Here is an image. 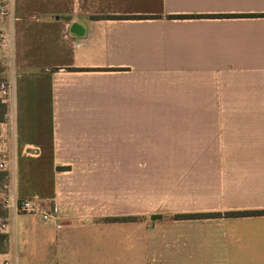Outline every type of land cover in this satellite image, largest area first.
Here are the masks:
<instances>
[{
    "label": "crops",
    "instance_id": "crops-1",
    "mask_svg": "<svg viewBox=\"0 0 264 264\" xmlns=\"http://www.w3.org/2000/svg\"><path fill=\"white\" fill-rule=\"evenodd\" d=\"M11 3L16 264H264V0Z\"/></svg>",
    "mask_w": 264,
    "mask_h": 264
},
{
    "label": "built area",
    "instance_id": "built-area-1",
    "mask_svg": "<svg viewBox=\"0 0 264 264\" xmlns=\"http://www.w3.org/2000/svg\"><path fill=\"white\" fill-rule=\"evenodd\" d=\"M12 17V3L11 0H0V24L4 22H11ZM9 69L8 76L5 70ZM0 100L7 102L12 96V51H11V33L7 32L0 25ZM6 156L2 155L0 160V170H6L5 162ZM8 181L10 174L6 171L4 175ZM3 188L8 192V196L4 199L11 202L13 212H26L38 214L45 221H54L57 217L55 205H47L46 202H41L38 199H18L15 197L14 192L11 191L6 181L3 182ZM11 209V208H10ZM3 226V225H2Z\"/></svg>",
    "mask_w": 264,
    "mask_h": 264
},
{
    "label": "rangeland",
    "instance_id": "rangeland-1",
    "mask_svg": "<svg viewBox=\"0 0 264 264\" xmlns=\"http://www.w3.org/2000/svg\"><path fill=\"white\" fill-rule=\"evenodd\" d=\"M11 98H12V96H11ZM11 100L12 99H10L7 102H3L2 100H0L1 102L6 104V112L4 114L3 119L6 117L7 108L10 106ZM11 169L12 168L9 167V169L6 168V170H3V171L0 170V172L6 173V171H8L9 174H11ZM135 169H136V173L141 174L142 180H143V182H142V187H143L142 209L143 210L150 208V198H149V194H148V192L150 190V182H149L150 175H154V176L157 175L158 177H160V175L162 176L165 174L167 169L169 170V172L171 174L175 173V171H177V173L179 172V168H165V167L143 166V167L135 168ZM132 170H133V168H131V171L129 170V168H125V171L127 173L133 172ZM120 171H121V168H118V167H110L109 168L110 174H118V172L120 173ZM212 173H213L212 171H207V174H212ZM4 181H6V183L9 185V188L11 189V191H13L12 190L13 180L11 178H9L7 181L5 179V177L3 178V180L0 179V190H2L3 192H5L7 194V190L4 189L3 185H2ZM157 186L158 187L164 186V183L160 181L157 183ZM8 193H10V190ZM41 202L45 203V201H43V200H41ZM3 204L6 206V208L4 207ZM46 204L51 205V206L55 205V204L49 203V202H46ZM10 205H11V202L9 200H8V202H6L4 198L1 199L0 215H2L3 218L0 220V253H4V254H0V264H16V254L14 252L12 231L9 232L10 235H8V237H7V235H4L5 234L4 232H1V230L5 227V224L7 222V220H6V216H7L6 213L8 210L7 208H9V209L11 208L10 210H12V207ZM5 210H6V213H5ZM211 214H213V213H211ZM41 220H44V219H41ZM50 222L58 223V217H56V219L54 221L50 220Z\"/></svg>",
    "mask_w": 264,
    "mask_h": 264
},
{
    "label": "trees",
    "instance_id": "trees-1",
    "mask_svg": "<svg viewBox=\"0 0 264 264\" xmlns=\"http://www.w3.org/2000/svg\"><path fill=\"white\" fill-rule=\"evenodd\" d=\"M5 112H6V104L0 101V122L3 120ZM4 174H5L4 172H0L1 180H3ZM255 214H264V210H241V211H230L224 213V215L227 216H245V215H255ZM176 216L191 217L192 214H177Z\"/></svg>",
    "mask_w": 264,
    "mask_h": 264
},
{
    "label": "water",
    "instance_id": "water-1",
    "mask_svg": "<svg viewBox=\"0 0 264 264\" xmlns=\"http://www.w3.org/2000/svg\"><path fill=\"white\" fill-rule=\"evenodd\" d=\"M71 31L74 32L75 34L79 35V34H81L82 27L77 23H73L72 27H71Z\"/></svg>",
    "mask_w": 264,
    "mask_h": 264
}]
</instances>
